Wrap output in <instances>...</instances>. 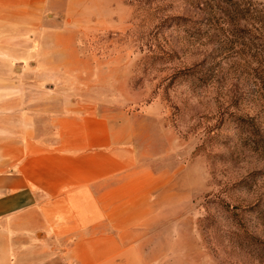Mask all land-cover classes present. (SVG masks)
I'll list each match as a JSON object with an SVG mask.
<instances>
[{"label": "rangeland", "instance_id": "374dc122", "mask_svg": "<svg viewBox=\"0 0 264 264\" xmlns=\"http://www.w3.org/2000/svg\"><path fill=\"white\" fill-rule=\"evenodd\" d=\"M50 8L40 45L53 53L37 54V30L28 31L24 60L0 72L21 86L0 87L20 96L0 104L19 110L3 122L37 125L39 97L52 96L57 111L87 103L130 130L120 146L131 151L129 174L116 176L127 196L109 198L105 215L128 238L83 246L89 231L69 212L27 241L31 264H264V0Z\"/></svg>", "mask_w": 264, "mask_h": 264}, {"label": "crops", "instance_id": "0c3cea01", "mask_svg": "<svg viewBox=\"0 0 264 264\" xmlns=\"http://www.w3.org/2000/svg\"><path fill=\"white\" fill-rule=\"evenodd\" d=\"M50 6L51 0H0V72L8 75L24 60L28 31L37 30V54L53 53L40 45L41 32L49 29L42 23ZM20 42L22 47L15 45ZM51 65L38 68L50 70ZM0 83L21 87L18 80L4 77ZM16 97L0 92V104ZM39 99L35 126L11 127L3 121L19 110L0 109V264H31L22 250L27 241L33 244L38 232L58 221H71L67 215L73 211L89 231L83 246H125L128 236L111 233L105 215L109 198L127 196L125 190L118 192L116 176L130 170L131 151L120 147L130 144V130L121 134L112 121L107 125L103 111L87 103L70 101L57 111L54 97ZM46 99L49 106H42ZM41 247L37 244V250Z\"/></svg>", "mask_w": 264, "mask_h": 264}]
</instances>
